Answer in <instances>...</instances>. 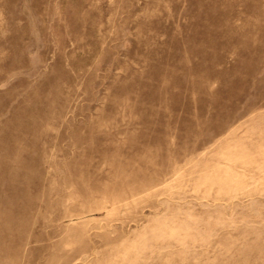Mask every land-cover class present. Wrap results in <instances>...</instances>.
Instances as JSON below:
<instances>
[{
    "label": "rangeland",
    "instance_id": "rangeland-1",
    "mask_svg": "<svg viewBox=\"0 0 264 264\" xmlns=\"http://www.w3.org/2000/svg\"><path fill=\"white\" fill-rule=\"evenodd\" d=\"M0 264H264V0H0Z\"/></svg>",
    "mask_w": 264,
    "mask_h": 264
}]
</instances>
